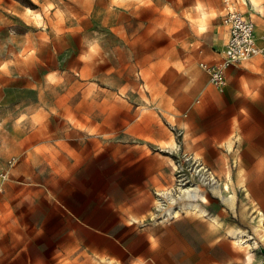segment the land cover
Listing matches in <instances>:
<instances>
[{
    "label": "rangeland",
    "instance_id": "rangeland-1",
    "mask_svg": "<svg viewBox=\"0 0 264 264\" xmlns=\"http://www.w3.org/2000/svg\"><path fill=\"white\" fill-rule=\"evenodd\" d=\"M256 1L261 10L243 6L255 25L264 21V0ZM223 6L0 0V169L9 170L11 185L0 216V264H23L25 243L32 259L40 248L49 255L50 236L22 235L35 224L60 233L61 199L75 210L97 206L102 177L140 169L151 181L134 191L148 210L143 222L196 220L203 237L201 247L198 239L195 251L188 247L192 264L227 258V240L209 245L211 232L248 255L238 264H260L254 254L264 256V190L242 188L258 180L264 186V175L248 173L252 160L233 158L234 143H212L206 132L217 112L200 110L206 93L224 86L200 65L223 55Z\"/></svg>",
    "mask_w": 264,
    "mask_h": 264
},
{
    "label": "crops",
    "instance_id": "crops-1",
    "mask_svg": "<svg viewBox=\"0 0 264 264\" xmlns=\"http://www.w3.org/2000/svg\"><path fill=\"white\" fill-rule=\"evenodd\" d=\"M255 1L250 0L255 9L261 10L262 5ZM242 10L246 14L243 6ZM246 16L253 20L252 16ZM223 26L225 44L229 34L227 26L224 23ZM255 32L258 45L264 49V21L257 22ZM209 106L213 112H217L210 123V134L206 132L212 143H234L233 158L252 160L249 165L252 171L248 173L264 175V54H257L227 70L225 85L211 88L203 97L200 110ZM139 171L142 174L116 172L113 176L102 177L104 189L99 194L97 206L88 203L85 209L75 210L69 199H61L65 210L56 205V221L58 224L61 220L66 222V229L60 233L46 232L42 226L39 229L35 224V230L29 236L24 233L22 237L31 238L32 234L43 238L50 236L54 245L49 255L40 248V256L32 259L25 243L19 250V254L23 251L25 255L23 264L195 263L194 259L188 258V247L190 252L195 251L196 239L201 247L203 234L197 231L194 218L184 215L167 222L142 221L148 210L137 203L134 191L146 189L151 181L147 169ZM8 181L0 192V216L6 213L3 207L8 202V188L11 186ZM259 182L242 189L264 190ZM224 240L229 246L228 256L216 258L212 264L247 262L248 255L237 251L228 235L220 236L219 233L211 232L207 243L215 246ZM254 255L261 264L264 256L259 253Z\"/></svg>",
    "mask_w": 264,
    "mask_h": 264
},
{
    "label": "built area",
    "instance_id": "built-area-1",
    "mask_svg": "<svg viewBox=\"0 0 264 264\" xmlns=\"http://www.w3.org/2000/svg\"><path fill=\"white\" fill-rule=\"evenodd\" d=\"M249 2L250 0H224L223 23L227 26L229 36L223 48V55L214 61L200 62L210 81L218 87L225 85L226 72L231 64L264 54V49L257 43L254 21L242 10V6L249 5ZM9 178V170L0 169V192Z\"/></svg>",
    "mask_w": 264,
    "mask_h": 264
},
{
    "label": "bare ground",
    "instance_id": "bare-ground-1",
    "mask_svg": "<svg viewBox=\"0 0 264 264\" xmlns=\"http://www.w3.org/2000/svg\"><path fill=\"white\" fill-rule=\"evenodd\" d=\"M253 1V0H252ZM255 1V0H254ZM256 2V1H255ZM254 2V3H255ZM257 3V2H256ZM258 5V4H257ZM262 7V6H261ZM256 8V7H255ZM258 8V7H257ZM39 16H40V14H38ZM255 36H256V32H255ZM257 38V37H256ZM181 190V189H180ZM185 191H187L188 192V194H190L194 199H196L197 197H199L198 196V194L197 193H195V192H190L191 190H189V189H186ZM182 192V191H181ZM204 193V192H203ZM188 197V196H187ZM201 197H203V198H205V195L204 194H202L201 195ZM188 199V198H187ZM198 203V202H197ZM188 208L189 209H191V210H193V211H198V212H200V213H204L205 212V210L204 209H202V207H200V205L199 204H195V203H191V204H189L188 205ZM178 214V213H177ZM205 214V213H204ZM167 215L168 216H170V217H174L175 215L173 214V212H171V211H169L168 213H167ZM259 226H257V228H258ZM238 239L240 240V238L238 237Z\"/></svg>",
    "mask_w": 264,
    "mask_h": 264
}]
</instances>
